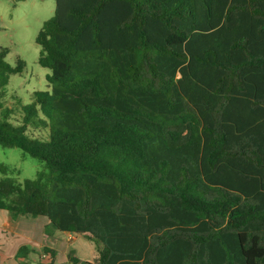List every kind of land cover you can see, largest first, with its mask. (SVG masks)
<instances>
[{"label": "trees", "instance_id": "1", "mask_svg": "<svg viewBox=\"0 0 264 264\" xmlns=\"http://www.w3.org/2000/svg\"><path fill=\"white\" fill-rule=\"evenodd\" d=\"M36 44L50 89L20 121L0 102V145L44 168L0 164V210L93 242L86 264H264V0H56Z\"/></svg>", "mask_w": 264, "mask_h": 264}, {"label": "rangeland", "instance_id": "2", "mask_svg": "<svg viewBox=\"0 0 264 264\" xmlns=\"http://www.w3.org/2000/svg\"><path fill=\"white\" fill-rule=\"evenodd\" d=\"M56 0H0V51L8 50L6 62L16 66L24 61L23 72L11 76L10 83L0 97L4 108L12 110V121H20L21 104H30L35 91L49 90L47 75L50 71L42 68L38 59L40 47L36 38L43 24L54 16ZM3 109H0V117ZM32 134V133H31ZM33 137H47L45 130L33 132ZM0 164L9 167V175L17 183L35 179L44 168V163L32 158L18 148H5L0 145ZM4 176L0 173V179ZM69 243L71 255L78 257L79 264L92 262L96 256V245L83 236ZM57 264H69L67 257L60 253Z\"/></svg>", "mask_w": 264, "mask_h": 264}, {"label": "crops", "instance_id": "3", "mask_svg": "<svg viewBox=\"0 0 264 264\" xmlns=\"http://www.w3.org/2000/svg\"><path fill=\"white\" fill-rule=\"evenodd\" d=\"M48 226L49 220L45 217H21L13 220L8 211L0 210L1 264L47 263L49 259L43 253L45 247L55 250L57 259L62 253L68 260L72 250L69 243L76 242V236L56 231ZM23 247L29 251L26 256L25 254L19 256V251Z\"/></svg>", "mask_w": 264, "mask_h": 264}, {"label": "water", "instance_id": "4", "mask_svg": "<svg viewBox=\"0 0 264 264\" xmlns=\"http://www.w3.org/2000/svg\"><path fill=\"white\" fill-rule=\"evenodd\" d=\"M66 234H68V233H66Z\"/></svg>", "mask_w": 264, "mask_h": 264}]
</instances>
